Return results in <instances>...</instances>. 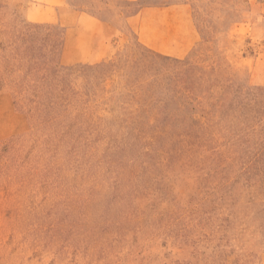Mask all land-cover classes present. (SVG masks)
Instances as JSON below:
<instances>
[{"label": "rangeland", "instance_id": "rangeland-1", "mask_svg": "<svg viewBox=\"0 0 264 264\" xmlns=\"http://www.w3.org/2000/svg\"><path fill=\"white\" fill-rule=\"evenodd\" d=\"M96 6L0 0V264H264V0Z\"/></svg>", "mask_w": 264, "mask_h": 264}, {"label": "crops", "instance_id": "crops-1", "mask_svg": "<svg viewBox=\"0 0 264 264\" xmlns=\"http://www.w3.org/2000/svg\"><path fill=\"white\" fill-rule=\"evenodd\" d=\"M95 1L97 5L95 7L96 9L91 10L92 7L89 9L87 8L88 12L85 13L90 16H94L98 22V25L108 27L109 29L111 28L110 31H113L111 35L113 36L115 43L119 44L123 40H126V38L130 35H133L138 39V41L147 46V42L144 40L145 37H147V9H155L157 7H147V0ZM73 10V8H69V10L66 11L72 14ZM110 16L113 18H108ZM185 19H187L186 21L190 24V19L187 15L185 16ZM120 23L125 24V29H120L118 27V24ZM196 35L197 34L194 32V30L191 29V32L188 33L187 36H183L181 38V40L183 39V45H188L189 43L187 41H191L190 38H195Z\"/></svg>", "mask_w": 264, "mask_h": 264}]
</instances>
